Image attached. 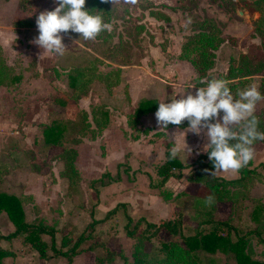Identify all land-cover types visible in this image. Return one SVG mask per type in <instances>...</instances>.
Wrapping results in <instances>:
<instances>
[{
    "label": "rangeland",
    "instance_id": "374dc122",
    "mask_svg": "<svg viewBox=\"0 0 264 264\" xmlns=\"http://www.w3.org/2000/svg\"><path fill=\"white\" fill-rule=\"evenodd\" d=\"M107 1L120 10L119 18L108 27L116 31L113 43L122 37L131 43L132 60L127 66L110 56L113 43L109 39L83 40L71 31L62 34L66 46L63 55L43 51L33 42L35 18L40 11L53 8V0H21L19 7L16 0H0V162L5 166L0 191L29 193V202L24 205L26 220L50 228L55 248L69 253L67 257L55 253L52 238L43 235L48 243L47 258H40L21 237L17 250L20 256L31 258V264H100L98 259H106L103 264H125L124 259L132 262L137 241L127 232L138 222L142 230L147 222L181 219L183 233L194 234L208 207L196 198L199 186L185 176L197 157L205 154H195L204 140L194 142L196 137H190L186 144L193 153H178L176 158L186 166L182 181L171 178L170 183L158 187L157 170L167 160L173 134L165 135V129L158 128L154 112L138 116L139 101L162 100L184 91L190 82L199 87L201 80L223 78L242 54L264 63L262 39L254 29L260 14L250 5L255 0H196L194 7L188 0H151L157 7L154 10L166 14L167 20L152 16L139 0ZM205 18L220 27L224 42L215 51L213 69L201 78L180 53L187 37ZM137 24L145 26L140 37L134 30ZM78 67H91L95 75L88 94L69 101L68 74ZM116 72L119 81L113 84ZM262 77L263 72L254 75L251 85L260 88ZM95 109L109 112L110 121L100 131L92 119ZM85 113L96 131L80 124ZM255 115L264 131V99L257 102ZM54 120L70 124L61 146L45 141L43 130ZM173 126L177 125H168ZM253 148L250 166L257 167L261 177L249 185L251 198L246 197L235 213L240 234L256 227L251 217L254 198L264 201V139L255 141ZM68 149L77 151L79 178L73 186L62 175L63 153ZM216 174L226 179L238 177L237 171L231 170ZM181 193L186 195L177 197ZM230 206L229 202L220 203L218 210L227 212ZM0 216V226L8 233L6 226L11 221L3 212ZM179 239L162 231L147 242L146 250L156 257L163 241ZM247 240L252 257L264 260V245L256 235ZM106 248L114 252L112 258H108ZM200 259L203 264H237L219 251H203Z\"/></svg>",
    "mask_w": 264,
    "mask_h": 264
},
{
    "label": "trees",
    "instance_id": "16d2710c",
    "mask_svg": "<svg viewBox=\"0 0 264 264\" xmlns=\"http://www.w3.org/2000/svg\"><path fill=\"white\" fill-rule=\"evenodd\" d=\"M191 7L197 5L196 0H188ZM143 4L145 10H150L151 15L161 19L167 20L168 16L156 9V5L151 0H139ZM254 11L259 12L260 16L254 21V29L262 39V47L264 49V0H255L250 3ZM86 8H95L102 11L108 24L119 18V9L112 8L107 0H86ZM128 9V8H127ZM181 9V8H179ZM189 9V8H186ZM139 37L145 30L143 24H137L134 27ZM116 34L115 30L108 28L101 31L96 39L107 38L113 43V38ZM224 38L222 37L220 27L211 18H205L200 22L198 28L193 34L187 37L186 42L182 45L180 58L190 63L193 70L201 77H205L207 73L213 69L215 63V51L222 45ZM110 56L116 58L122 66H127L131 63V43L120 38L118 43H113L110 47ZM263 72L261 78V85L259 90L264 93V63H256L252 61L245 54H242L237 64L231 63L228 73L225 78L229 82V87L235 92L237 89H242L245 86L251 85L254 75ZM94 71L91 67H78L71 70L68 74L70 93L67 95L69 101L79 100L88 94V87L93 80ZM114 82L119 81V73L112 75ZM109 78V76H108ZM107 79V78H106ZM108 80V79H107ZM109 82V81H107ZM2 85V76L0 72V86ZM158 100L144 99L139 101L136 109V114L142 116L144 114L152 113L157 107ZM60 102L63 103L61 100ZM92 119L98 131L104 129L110 119L107 110L95 109L92 112ZM80 124L86 130L96 131L91 129L88 122L87 114L80 119ZM69 122L54 120L47 125L44 130L45 141L48 145L61 146L64 144L66 132L69 129ZM98 133V132H95ZM65 168L62 175L70 180L71 186L77 184L79 178L78 169L75 166V159L77 151L75 149H68L63 153ZM249 163L239 170L237 178L226 179L218 176H209L204 171L205 168H211V164L207 159L206 153L201 154L188 168L186 175L189 183L197 184L198 194L196 198L203 200L207 204L208 210L205 212L202 221L198 224L196 232L191 235H185L181 229L182 220H162L159 224L154 222H147L144 229L139 228V222L134 229L128 230L127 235L135 239L137 244L135 246L133 261L124 259L125 264H203L200 259V253L206 252H222L228 254L236 260L237 264H264V260L258 261L252 257L251 247L248 236L256 235L257 240L264 245V201L256 197V205L252 211L251 217L256 222V227L249 231L240 234L239 218L235 221V213L238 207L240 208L242 202L246 197H250L249 185L256 182L261 173L259 169L250 166ZM186 168L177 158L168 159L159 166L157 174L159 177L158 187H164L171 179H182L183 170ZM5 166L0 162V181L2 171ZM178 170V173L175 172ZM185 193L179 194L177 197L185 196ZM211 195V203H206V198ZM170 197V196H169ZM29 196H16L0 191V213H6L14 225V231L6 236L0 233V264H4L6 258L10 257L11 251L6 250L1 246L2 240H10L14 238L23 237L25 242L29 243L35 250L39 252L40 258H47L48 243L42 238L43 235H50L52 238L51 247L55 253L67 257L69 253L59 252L55 248V239L50 228L42 225L28 222L25 218L24 205L29 202ZM231 203L227 212H219L218 204ZM211 226L210 229L204 228ZM162 231L168 232L172 236H179V240L163 241L159 248V255L153 257L147 250L146 244ZM76 244L71 252L75 253ZM250 250V252H249ZM108 254L106 257L112 258L114 252L108 248L105 249ZM100 264L106 262V259H98Z\"/></svg>",
    "mask_w": 264,
    "mask_h": 264
},
{
    "label": "clouds",
    "instance_id": "9594fccd",
    "mask_svg": "<svg viewBox=\"0 0 264 264\" xmlns=\"http://www.w3.org/2000/svg\"><path fill=\"white\" fill-rule=\"evenodd\" d=\"M53 3V8L40 11L35 18L37 35L33 42L45 52L63 55L66 46L62 34L69 31L78 33L79 39L90 40L109 27L102 11L85 7L86 0ZM198 84L199 87L190 82L184 91L156 102L153 117L159 129L168 133L169 124L187 122L182 129L183 144L176 141V131L173 132L168 159H175L181 147L189 154L193 152L185 142V134L191 132L203 137L204 143L195 149V154L206 153L211 168L204 171L209 176L218 171L239 170L253 159L254 142L264 139L255 115L257 102L264 99V93L256 85L233 92L225 78L201 80ZM212 199L209 195L206 203Z\"/></svg>",
    "mask_w": 264,
    "mask_h": 264
},
{
    "label": "crops",
    "instance_id": "0c3cea01",
    "mask_svg": "<svg viewBox=\"0 0 264 264\" xmlns=\"http://www.w3.org/2000/svg\"><path fill=\"white\" fill-rule=\"evenodd\" d=\"M20 2H21V0H16V6L17 7H19L20 6ZM13 27H15V24L13 25ZM16 27H18V26H16ZM15 27V28H16ZM0 47H2L1 45H0ZM193 91H194V89H193ZM157 100L159 101V100H161L160 98H158L157 97ZM186 125H177V126H173L172 128H169L168 127V133L166 132V130H164V134L165 135H168V136H170L171 135V133L173 134V132H175L176 131V141L178 142V143H182L183 142V132H182V129L185 127ZM196 137L195 139H194V142L195 141H199V139H203V137H202V135H201V137H198L196 134H193V133H191V132H187L186 134H185V142L186 143H189L190 141H189V138L190 137ZM179 153H182V154H186V153H188V152H186L185 150H180V152ZM193 152H191L190 154H192ZM3 154H5L4 152H3ZM189 154V153H188ZM225 172V171H224ZM218 173V172H217ZM223 173V172H222ZM171 180V179H170ZM169 180V181H170ZM168 181V182H169ZM180 181H182L181 179H180ZM170 183V182H169ZM182 185H184L182 182H180ZM184 187V186H183ZM3 192H5V193H7V194H13V195H16V196H22V195H29V193H24V194H14V193H12V192H8V191H4L3 190ZM3 214H4V212H3ZM6 214V213H5ZM0 218H1V216H0ZM8 224H7V226H6V229L8 230V233H5L4 232V230H5V228L4 227H1L0 226V233L2 234V235H4V236H6V235H8V234H10V233H12L13 231H14V225L12 224V222H11V224H10V222H7ZM20 238L21 237H19V238H14V239H10V240H2V242H1V246L3 247V248H5L6 250H9V251H11V255H10V257H8V258H6V260H5V263H9V260L11 261L10 262V264H15V262H20V263H25V264H31L30 262H31V260H29V259H31V258H28L27 256L26 257H22V256H20V253L18 252V250H17V247H18V242L20 241ZM33 258V257H32Z\"/></svg>",
    "mask_w": 264,
    "mask_h": 264
}]
</instances>
